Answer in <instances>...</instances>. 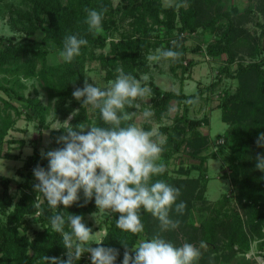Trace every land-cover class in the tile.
<instances>
[{"label":"trees","instance_id":"obj_1","mask_svg":"<svg viewBox=\"0 0 264 264\" xmlns=\"http://www.w3.org/2000/svg\"><path fill=\"white\" fill-rule=\"evenodd\" d=\"M11 1L0 0V15L9 13L14 30H19L24 36L7 39L6 45L0 47V93L6 96L4 98L0 94V160L21 159L19 155L5 153L6 144H19L21 148L26 146L25 140H7L9 132L16 129L24 114L14 104L15 100L25 104V119L37 121L40 132L50 129L47 124L50 107L37 99L25 97V81L36 80L50 100L55 101L53 117L56 121L63 124L71 118L69 124L79 131L77 125L87 126L92 121L88 118V105H83L84 98L76 100L72 96L77 87L83 88L87 67L99 62L109 81L116 78V69L121 67L125 73H131L140 80L142 86L151 88V95L135 101L154 112L145 123L144 130H152V122L161 124L167 119L173 102L178 105L173 123L161 126L159 131L165 140L161 161L166 171L153 176L152 181L164 180L179 188L176 203L183 201L186 208L181 215L175 212V204L172 206L169 217L179 223L167 229L141 208L139 215L144 230L138 234L117 228L119 214L113 213L108 217L102 244L88 243L92 247L117 249L119 255L115 264H122L125 251L122 243H126L130 250L140 240H150L155 235L176 247L183 245L179 240L180 234L198 246L201 241L205 242L208 247L201 249L199 259L193 264H219L221 259L241 255L246 260L245 254L255 242H258L259 249H264V171L256 167L257 156L264 155V147L256 143L259 134L264 133V58L249 64L240 62L242 54L258 59L264 50L261 43L264 38V0H249L258 4L256 10L262 15V20L256 23L261 30L259 36L240 21V16H250L251 6L243 13L236 8L228 11L221 0H177L176 5L168 7L164 6L163 0H124L117 6H114L113 0H20L18 5ZM85 8L97 11L107 9L103 13L101 31H89L85 23ZM38 32L42 34L41 39L35 38ZM199 32L214 37L206 48L210 58L216 60L226 56L227 59L218 70L215 83L206 90L186 94L184 82L191 79L192 69L197 66V62L188 59V54L201 50L200 47L190 50L188 36ZM70 34L86 39L88 44L81 47L80 55L70 63L62 60L56 65L49 64L48 55H60L64 37ZM160 48L182 53L176 60L168 59L171 75L180 79L179 92L162 89L152 78L147 81L142 79L153 66L146 57ZM224 79L238 81L236 92L226 91L218 105L223 122L229 126V133L224 136V145L218 153H208L211 138L201 131L208 124V118L192 119L189 113L199 100L208 102V97L204 95L213 93ZM148 97L150 105L146 104ZM190 99L196 103H186ZM125 110L137 112L133 120L127 122L136 124L141 109L126 106ZM93 124L108 126L101 119L98 109ZM66 128L51 131V141L44 153L63 147L57 139L66 135ZM30 144L33 153L24 160L18 172L21 180L0 176V264H46L42 259L45 255L66 256L62 235L52 230L49 218L62 212L65 219L69 214L81 215L84 223L88 216L99 210L94 197L85 203L83 190L78 193L79 199L67 208L62 204L56 209L50 208L42 196L40 207H35L38 193L34 185L38 181L33 169L37 165L47 169L48 160L41 155L39 140H32ZM183 154L195 163L190 167L181 163L174 175L170 170L172 161ZM209 158L223 160L226 168L222 177L236 189L235 193L223 195L213 204L207 197ZM13 184L17 187V200L11 193ZM196 212L202 217H198ZM37 214L41 230L33 229L30 224L29 218ZM65 230L70 231L67 224ZM130 254L135 255L134 252ZM75 264H91L90 253H84Z\"/></svg>","mask_w":264,"mask_h":264},{"label":"clouds","instance_id":"obj_2","mask_svg":"<svg viewBox=\"0 0 264 264\" xmlns=\"http://www.w3.org/2000/svg\"><path fill=\"white\" fill-rule=\"evenodd\" d=\"M106 11V8L101 11L85 8V23L89 31L102 30V17ZM87 44L86 39L66 35L60 56L70 63L80 55L81 47ZM181 55L178 51L160 48L146 59L149 62L176 60ZM116 72V78L108 81L104 87L94 86L85 79L83 88L77 87L73 91L72 96L76 100L84 98V106L98 109L101 119L108 126L80 124L77 125L79 131H76L68 123L66 135L57 139V143H62L63 147L41 152L42 157L48 160V167L45 169L37 165L33 169L38 181L34 185L38 193L34 206L40 207L42 196L50 208L56 209L61 204L67 208L79 199L78 193L83 190L85 203L94 197L99 210L119 214L116 227L122 231L133 234L143 232L139 215L141 208L157 218L162 228H174L179 222L169 217L172 206L175 204V212L181 215L186 208L185 202L176 203L180 189L164 180L152 181L153 176L166 171L161 161L164 137L155 130H144L135 123H127L133 120L137 112L126 111V106L139 110L141 105L135 101L151 95V88L142 86L140 80L131 73H125L121 67H117ZM142 79L147 81L148 77ZM186 103L196 101L190 99ZM141 115L148 120L154 112L149 107ZM86 128L89 130L85 131ZM256 143L264 147V133L259 134ZM256 167L264 171V155L257 156ZM82 220L81 215L75 214H69L65 219L62 212L49 218L52 230L62 235L67 258L45 255L42 259L46 264H75L84 253H90L91 264H115L118 250L92 247L88 243L93 236L92 229ZM65 224L70 231L65 230ZM97 244H102V241ZM122 244L125 248L122 264H193L199 259L201 249L208 247L203 241L199 248L191 243L176 247L159 235L150 240H140L130 250L126 243ZM130 252L135 253L134 257Z\"/></svg>","mask_w":264,"mask_h":264},{"label":"rangeland","instance_id":"obj_3","mask_svg":"<svg viewBox=\"0 0 264 264\" xmlns=\"http://www.w3.org/2000/svg\"><path fill=\"white\" fill-rule=\"evenodd\" d=\"M124 0H113L114 6L119 5ZM225 9L228 11L236 8L239 12L243 13L248 7H252V12L249 17L240 16V21L243 25L249 29L250 31L257 32L256 36H259L261 30L257 28L256 23L259 20H262V15L258 13L256 10L258 4L256 2H251L249 0H221ZM10 2H12L10 0ZM15 4H19L20 0H13ZM163 4L165 7L176 5L177 0H163ZM5 9V8H4ZM6 10V9H5ZM21 36H24L19 30H14V26L11 23L10 14L4 12L0 15V47L6 45V40L12 37L20 39ZM35 38L41 39L42 34L38 32L35 35ZM115 38H118L115 36ZM214 37L210 34H203L201 32L188 36V46L190 50H193L197 47H200L201 50L198 52L191 51L188 54L189 60H194L197 62V66L192 69V77L190 80L184 82V91L186 94H193L198 90H206L211 84L217 81L218 70L220 67L225 65L226 56H222L216 60L210 58L206 54V48L208 43ZM111 39V38H110ZM109 39V40H110ZM3 42V43H2ZM5 42V43H4ZM262 45H264V38L261 40ZM98 52L106 53L107 50H99ZM243 59L240 61L244 64H249L254 61H259L261 58H264V50L261 52V57L258 59H252L251 56L247 54H242ZM62 58L59 54H49L48 62L51 65H56L62 62ZM239 62V60H238ZM152 69L148 75L147 80L151 78L154 82L160 86L162 89L166 91L179 92L181 89L180 79H175L170 73V61L161 59L160 61L151 62ZM237 68V65L234 66V69ZM90 84H95L100 87H104L108 83V79L106 76V72L101 67L99 62H94L89 65L86 69V78ZM27 86L24 95L27 98H33L40 101L43 105L50 107V114L47 116V124L50 126L49 130H45L40 132L37 121H31L25 119L26 111L24 109L25 104L19 102L17 100L14 101V104L22 109L24 112L22 118L18 121L16 125V129L9 132L7 136V140L11 141H20L25 140L26 146L21 148L19 144H6L5 153L12 155H19L21 157L20 160H0V176H6L12 178L16 181H20L21 177L18 174L19 170L24 165V160L33 153V148L30 144L32 140H39L38 148L40 151L44 152L46 147L49 145L51 138L50 134L52 130H58L61 127H67L71 118H69L65 123H60L56 121L53 117V109H54V100H50L47 92L39 85L36 80H27L25 81ZM238 88V81L232 79H224L223 82L215 88L213 93L207 92L204 97H208V102L203 100H199V104L195 108L190 109V117L192 119H203L205 117L208 118V124H205L201 131L204 135H208L211 138V146L208 153L214 152L218 153L219 148L224 145V136L229 133V126L223 122L222 120V112L218 108V105L221 103L223 95L226 91H230L231 93L236 92ZM2 97L6 98L3 93H0ZM146 104L150 105V98L146 99ZM148 107H142L140 113L136 118V124L143 129L144 125L148 120H145L141 113L144 109ZM88 109V118L92 120L90 125H93L94 115L96 109L91 106H87ZM178 112V105L176 102H173L172 108L169 113V117L165 119L161 124L156 122H152V130H155L157 133L160 131V127L163 125H170L174 121V117ZM180 112H183L180 111ZM89 125V124H87ZM89 129H87L88 131ZM162 160V158H161ZM181 163L185 167H190L191 164L195 163L191 158L187 156V154L180 155L173 159L172 164L170 166V170L174 174L181 166ZM197 164V163H196ZM208 168V193L207 197L210 203H216L223 195H229L231 192H236V189L232 188V185L228 179L222 177V173L226 168V164L223 162L221 158H209L207 162ZM176 174V173H175ZM174 174V175H175ZM17 187L15 184L11 187L12 195L17 193ZM16 196V195H15ZM16 200L18 196H16ZM42 201V197H40V202ZM113 212L111 210H98L93 215L87 217L84 221V224L92 229V239L89 243L97 244L102 241L105 233L106 227L108 225V217L111 216ZM198 217H202L201 214L196 212ZM30 224L33 229L41 230V224L39 221V215H35L29 218ZM182 234L179 235V240L184 243H190L187 241ZM192 244V243H191ZM197 248L198 245L193 244ZM60 258L66 259V256H61ZM219 264H252L251 262L244 259V257L236 256L230 259H221Z\"/></svg>","mask_w":264,"mask_h":264},{"label":"built area","instance_id":"obj_4","mask_svg":"<svg viewBox=\"0 0 264 264\" xmlns=\"http://www.w3.org/2000/svg\"><path fill=\"white\" fill-rule=\"evenodd\" d=\"M245 258L252 264H264V249H259L258 242H255L250 251L245 254Z\"/></svg>","mask_w":264,"mask_h":264}]
</instances>
